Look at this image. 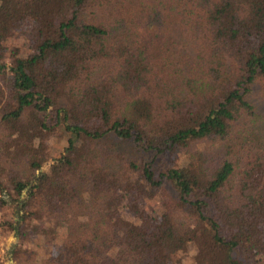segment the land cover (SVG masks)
Wrapping results in <instances>:
<instances>
[{"label": "trees", "instance_id": "trees-1", "mask_svg": "<svg viewBox=\"0 0 264 264\" xmlns=\"http://www.w3.org/2000/svg\"><path fill=\"white\" fill-rule=\"evenodd\" d=\"M5 209L15 264H264V0H0Z\"/></svg>", "mask_w": 264, "mask_h": 264}, {"label": "rangeland", "instance_id": "rangeland-1", "mask_svg": "<svg viewBox=\"0 0 264 264\" xmlns=\"http://www.w3.org/2000/svg\"><path fill=\"white\" fill-rule=\"evenodd\" d=\"M31 23H32L31 20L23 21L21 23L20 27L11 33V35L9 37V43L13 44V45H17L21 49L25 50L27 47L26 46L27 41L25 40L24 35H22L21 33H22V30L29 28ZM60 142H62V141H60ZM55 159H58V157L53 158L50 161H48L47 163H45V165L41 169V172L47 171L49 164L52 162V160H55ZM10 212L11 211L8 209L0 210V217L2 215L5 219H10V217H11ZM17 242L21 245V248H28L31 245L32 237L28 235V236L24 237L23 239L17 240L9 232H5L3 227L0 228V261H1L0 264H15L12 260H10L5 255L6 254L5 250H6V248H8V246L15 244ZM194 246H195V244L193 242H190L187 246L186 253H179V254L175 255L171 259L169 264H183L182 260L185 259V261H187L186 257H188V256L190 257L192 255Z\"/></svg>", "mask_w": 264, "mask_h": 264}, {"label": "water", "instance_id": "water-1", "mask_svg": "<svg viewBox=\"0 0 264 264\" xmlns=\"http://www.w3.org/2000/svg\"><path fill=\"white\" fill-rule=\"evenodd\" d=\"M55 162H56V159H55V160H52V162L49 164L48 168H49L53 163H55Z\"/></svg>", "mask_w": 264, "mask_h": 264}]
</instances>
